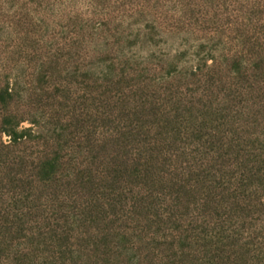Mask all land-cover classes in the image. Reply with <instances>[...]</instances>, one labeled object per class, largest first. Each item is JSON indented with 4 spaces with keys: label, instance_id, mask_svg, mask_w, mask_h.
Wrapping results in <instances>:
<instances>
[{
    "label": "rangeland",
    "instance_id": "rangeland-1",
    "mask_svg": "<svg viewBox=\"0 0 264 264\" xmlns=\"http://www.w3.org/2000/svg\"><path fill=\"white\" fill-rule=\"evenodd\" d=\"M0 264H264V0H0Z\"/></svg>",
    "mask_w": 264,
    "mask_h": 264
}]
</instances>
